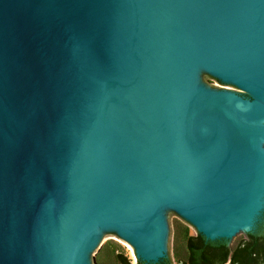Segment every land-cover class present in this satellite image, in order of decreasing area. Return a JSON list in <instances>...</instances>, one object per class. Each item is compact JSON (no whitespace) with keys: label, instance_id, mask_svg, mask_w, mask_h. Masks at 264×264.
Listing matches in <instances>:
<instances>
[{"label":"water","instance_id":"water-1","mask_svg":"<svg viewBox=\"0 0 264 264\" xmlns=\"http://www.w3.org/2000/svg\"><path fill=\"white\" fill-rule=\"evenodd\" d=\"M166 210L228 244L262 215L264 0H0V264H89L110 228L153 264Z\"/></svg>","mask_w":264,"mask_h":264},{"label":"trees","instance_id":"trees-1","mask_svg":"<svg viewBox=\"0 0 264 264\" xmlns=\"http://www.w3.org/2000/svg\"><path fill=\"white\" fill-rule=\"evenodd\" d=\"M246 237L230 247L226 239L208 240L201 233L186 234L185 255L180 264H261L264 263V210L252 231L245 233ZM103 246L95 254V263L103 264L100 253ZM119 264H131L123 252L115 253ZM179 259V258H178ZM137 264H146L137 258ZM153 264H172L169 257H165Z\"/></svg>","mask_w":264,"mask_h":264},{"label":"rangeland","instance_id":"rangeland-1","mask_svg":"<svg viewBox=\"0 0 264 264\" xmlns=\"http://www.w3.org/2000/svg\"><path fill=\"white\" fill-rule=\"evenodd\" d=\"M197 85L211 90L227 89L240 95H245V92L239 87L230 82L222 81L213 74L202 69H199ZM166 212L168 233L165 235L164 242L165 256L171 259L172 264H180L181 257L185 255V236L187 233L191 235L196 234L197 229L175 211L166 210ZM245 237V232L238 233L230 240V247H233L239 240ZM102 246L103 251L100 253V259L103 264H119L115 259V253L117 252H123L131 264L134 262L135 256L130 243L122 238L114 229L110 228L100 233L88 255L89 264H96L93 262V256L98 253Z\"/></svg>","mask_w":264,"mask_h":264},{"label":"bare ground","instance_id":"bare-ground-1","mask_svg":"<svg viewBox=\"0 0 264 264\" xmlns=\"http://www.w3.org/2000/svg\"><path fill=\"white\" fill-rule=\"evenodd\" d=\"M225 102L227 104L233 106L238 111L242 110V112H245L247 115L250 114L249 118H251V119L258 118V116H259V113L258 112L255 113L254 109L251 110L249 108H246V106H242L239 103L235 102L234 100L226 98ZM241 118H242L241 123H243L245 120V117L242 116ZM255 123H256V121L254 120V121L250 122L249 125L254 126ZM258 134H259V132L255 129H253V127H251V129H249V132H245V134H244L245 137L241 138V147H249V149L246 152L243 151L242 155H243V157L248 155L252 159L253 163H255L256 160L258 159V165L263 167V161H261V155L255 149L256 142L258 140V136H257ZM257 180L259 182L260 175L257 177ZM253 202H255L254 192L250 195V199L246 198L243 200H239V199L229 200L227 203H229L230 205L228 206L226 213L229 212V214H244L246 210L250 211V209L253 207ZM214 215H215V213H214ZM227 220H228V216H224V217H221V219H219L218 221H213L211 219H208L205 223L199 222V224H201V226L206 227L207 229H212V228H209V226L218 225V224L225 226L229 222H231L232 219L230 221H228L227 223H225ZM134 256H135V254H134Z\"/></svg>","mask_w":264,"mask_h":264},{"label":"built area","instance_id":"built-area-1","mask_svg":"<svg viewBox=\"0 0 264 264\" xmlns=\"http://www.w3.org/2000/svg\"><path fill=\"white\" fill-rule=\"evenodd\" d=\"M132 264H137V260H136V258L134 259V262H133Z\"/></svg>","mask_w":264,"mask_h":264},{"label":"flooded vegetation","instance_id":"flooded-vegetation-1","mask_svg":"<svg viewBox=\"0 0 264 264\" xmlns=\"http://www.w3.org/2000/svg\"><path fill=\"white\" fill-rule=\"evenodd\" d=\"M261 258H264V254H261V256H260Z\"/></svg>","mask_w":264,"mask_h":264}]
</instances>
